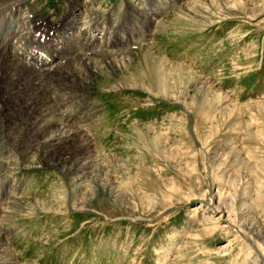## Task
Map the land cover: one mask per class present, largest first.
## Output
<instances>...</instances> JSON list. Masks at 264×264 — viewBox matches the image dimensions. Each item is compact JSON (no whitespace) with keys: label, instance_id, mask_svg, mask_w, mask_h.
<instances>
[{"label":"rangeland","instance_id":"374dc122","mask_svg":"<svg viewBox=\"0 0 264 264\" xmlns=\"http://www.w3.org/2000/svg\"><path fill=\"white\" fill-rule=\"evenodd\" d=\"M19 2L29 47L79 32L39 68L0 42L45 111L0 82V264H264V0ZM47 117L89 141L82 176L36 161Z\"/></svg>","mask_w":264,"mask_h":264},{"label":"bare ground","instance_id":"6f19581e","mask_svg":"<svg viewBox=\"0 0 264 264\" xmlns=\"http://www.w3.org/2000/svg\"><path fill=\"white\" fill-rule=\"evenodd\" d=\"M19 3H20L19 0H17V1H14V4L5 6V9L0 8V20L4 23V30H0V42L1 43L2 42H5V43L9 42L10 46L14 47L16 51L21 50V53L19 55L23 56L24 58L26 56V58L31 60V62H33L35 65H37L38 68L40 66L41 67L48 66L54 60V58H53L54 53L53 52L56 53L55 55H58V53L61 50H64L65 43L69 42L67 40H70L71 39L70 37H73V35L75 37V33L77 34L79 32L76 30L74 31V26L76 24L70 26V29L73 31L66 30V32H62V34L55 36L53 39L49 38V44H50L49 48L44 49L43 47L45 45L44 46L40 45L41 48H43V49L38 48L39 49L38 50V49L32 48L31 51H28L27 50L28 46H27L26 42H29V40L30 41L34 40L31 37L33 33L31 34L30 31H27V29H26L27 27L25 28V26L20 22L19 19H13L14 14L15 15H16V13L18 14V11L20 8ZM86 11L88 12L89 10H86ZM93 12H94V10H92L90 13H93ZM106 33L110 37V33L108 31ZM83 34H85V32ZM14 36L15 37L18 36V38L15 39L16 40L15 43L12 44L11 40L13 39ZM41 37L44 38L43 39L44 42L42 44L46 43L47 42V35H42ZM78 38H80V36H78ZM19 41H21L20 44H18ZM107 41H108V39H107ZM37 51H39V52H37ZM4 54H6V53H4ZM23 63H24V60H23ZM0 64L2 66V71H3V73L1 74V77H0V82L2 85L3 91L6 93V95H5L6 97L5 98L3 97L4 100H6V102H8V101L13 102L14 101L17 104H18V101L23 102L24 105H26L27 107L29 106L26 109L27 111L29 109H32V110H34L33 112L39 111V112L44 113L45 112L44 109L37 106L38 104L36 101H32L35 96L38 97V96H40V94L39 93L31 94L28 92V88L34 87V84H28V83H24V82L21 83L20 79H22V78H19V77H16L17 81H14V79L11 77V74H12L11 71L13 69H16L17 67H19L20 63L15 62L14 60L11 59V57H9V56L7 57L5 55L4 57L0 58ZM26 65L23 64V69H27V74H29V70H28V68H26ZM96 68H98V67H96ZM10 69H11V71H10ZM14 77H15V75H14ZM25 77H23V78L25 79ZM29 78L31 80V77H29ZM29 78H27V79L29 80ZM29 82H31V81H29ZM22 85H23V88H21ZM35 85H36V83H35ZM28 112H30V111H28ZM33 116H35V115H33ZM36 117H38V116H36ZM53 123L54 122H51L48 117L44 118L40 121L36 119L32 123L33 128H30L32 130L28 129L29 133L32 135L31 142L35 141V140H42V143H43L41 149L39 150L40 153H39V155H37L36 161H38L41 164L44 161H47L49 159H52V160L55 159V160H58L60 162V164L67 171L71 172L72 174L74 173V175H76V176L77 175L82 176L81 173H85V171L87 170V167L84 166L85 163L81 160L83 158H81L82 156H80V153H83V154L89 153V149L91 147L89 141H87V139H85L84 135H82L80 132H78L76 130H72V128H70V129L69 128H62L61 126H57V125L54 126ZM54 127H56V129H54ZM48 132H49V134H48ZM46 142L49 145L47 148H45V145H44V143H46ZM29 147L32 148V144ZM30 148H28V149L30 150ZM31 152H33V151L31 150ZM78 164H82V166L78 167ZM101 175H102V171L97 173V176H101ZM73 178H75V177H73ZM97 180H98V178L95 179V184H96L95 188H98V185H99L97 183ZM103 188L105 189V186H103ZM115 192H116V189L114 188L110 193L112 195H114Z\"/></svg>","mask_w":264,"mask_h":264}]
</instances>
